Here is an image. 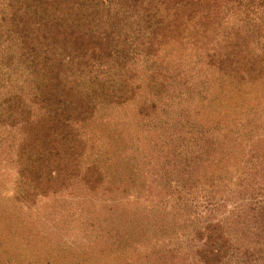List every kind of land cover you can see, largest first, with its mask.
<instances>
[{
  "label": "trees",
  "instance_id": "16d2710c",
  "mask_svg": "<svg viewBox=\"0 0 264 264\" xmlns=\"http://www.w3.org/2000/svg\"><path fill=\"white\" fill-rule=\"evenodd\" d=\"M3 45L0 153L27 210L125 182L147 208L174 198L196 211L198 191L209 201L236 184L253 227L208 203L197 254L215 264L240 237L252 245L237 246L241 262L264 264V0H0ZM243 158L247 187L228 177ZM4 247L1 262L19 257Z\"/></svg>",
  "mask_w": 264,
  "mask_h": 264
},
{
  "label": "rangeland",
  "instance_id": "374dc122",
  "mask_svg": "<svg viewBox=\"0 0 264 264\" xmlns=\"http://www.w3.org/2000/svg\"><path fill=\"white\" fill-rule=\"evenodd\" d=\"M4 46L0 47L4 49ZM188 107L186 102L183 110L188 112ZM10 165V156L6 159L5 154L0 153V238L6 248L10 246L19 252V257L14 256L16 259L8 264H151V260L155 261L154 264H205L197 254L198 250L201 253L203 241H198L194 234L196 230L202 231L201 220L205 218L209 204L217 211L213 213L215 219H227L232 224L236 220L248 229L253 227L250 219L251 193L241 192L236 184L230 187L226 182L218 183L215 198L209 201L201 198V191H198L200 201L197 205L200 208L196 211L192 207L184 209L182 200L171 203H181L179 207L166 203L174 198L166 202L163 199L162 203L147 208L148 194L145 195L142 188L126 185L125 182L111 192L90 196L84 191L79 199L74 198V189L68 192L70 196L37 198L35 204L38 210L29 211L26 203L20 201L21 197L11 193L15 171ZM110 168L113 170V164ZM136 168L133 165L123 173L129 174L130 171V174H136ZM243 169L244 158L239 165L229 167L231 183L237 177L247 187L245 182L248 178L243 175L246 168ZM260 181L263 191L264 178ZM255 184H252L254 189L259 186ZM236 189L240 190L234 191ZM263 193L262 196L257 195L260 204L264 202ZM136 194H139L137 199ZM53 206L58 207L53 210ZM4 222L10 227L5 230L14 227L17 231L9 242L6 241L7 232L1 228H4ZM239 239L236 241L232 237L231 240L240 245H232L228 255L215 264H252L251 260L241 262L239 252L244 249L240 251L237 246L245 247L246 251V247L252 245L248 240ZM2 260L0 264H5Z\"/></svg>",
  "mask_w": 264,
  "mask_h": 264
}]
</instances>
